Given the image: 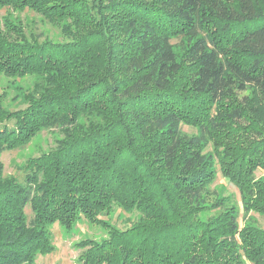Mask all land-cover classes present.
Here are the masks:
<instances>
[{
	"label": "trees",
	"instance_id": "16d2710c",
	"mask_svg": "<svg viewBox=\"0 0 264 264\" xmlns=\"http://www.w3.org/2000/svg\"><path fill=\"white\" fill-rule=\"evenodd\" d=\"M261 1L0 0L67 39L0 27V75L35 78L23 109L0 96V154L43 130L62 135L25 163L23 183L0 166V264H35L53 251L49 227L80 217L109 231L76 245L81 264H264V230L207 201L215 171L203 153L215 141L245 217L264 213V24L233 34L264 19ZM210 206L221 212L200 219ZM114 208L137 218L110 227L99 217Z\"/></svg>",
	"mask_w": 264,
	"mask_h": 264
},
{
	"label": "rangeland",
	"instance_id": "374dc122",
	"mask_svg": "<svg viewBox=\"0 0 264 264\" xmlns=\"http://www.w3.org/2000/svg\"><path fill=\"white\" fill-rule=\"evenodd\" d=\"M261 2L264 5V0ZM6 22L16 25L21 30L23 38L29 41L35 39L39 43L45 40L55 43H65L67 41L59 27L49 24L40 15L29 10L11 11L0 8V27L3 28ZM263 24L264 19L247 22L237 27L233 34L239 31L254 30ZM172 43L176 44L177 41L173 39ZM176 52L178 55L180 54L178 48H176ZM34 79L32 77L10 79L0 75L1 104L6 111L23 109L26 106L22 93L31 87ZM180 130L182 134L187 136H194L197 132L195 128L186 124H181ZM61 137V133L56 129L43 130L25 146L2 152L0 154L2 176L23 183L25 163L34 157L52 151ZM219 148L221 147H216L215 141L212 140L203 149V153L211 159L212 168L215 171L214 180L207 186V201L210 204L219 201L225 209L232 208L236 213L240 228L249 223L264 230V213L250 210L245 217L239 189L221 171L217 154ZM254 177L257 180H264V169H256ZM24 211L27 218L30 219L32 216L30 206L28 205ZM220 212L219 208L214 209L210 206L200 214L199 218L205 220L217 216ZM136 218V213H126L119 208H114L108 216L99 217L108 226L119 230L128 228ZM49 232L53 251L47 255H38L35 264H81L79 256L82 250L78 249L76 245L84 240H104L109 234L107 228L102 225L91 224L83 217L78 219L70 231L65 230L58 223H54L49 227ZM243 264L250 263L243 260Z\"/></svg>",
	"mask_w": 264,
	"mask_h": 264
}]
</instances>
